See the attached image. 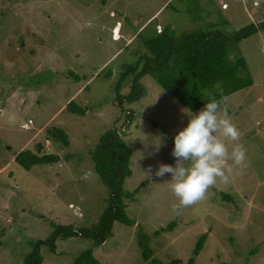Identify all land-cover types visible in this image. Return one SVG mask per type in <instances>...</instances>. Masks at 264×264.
I'll return each mask as SVG.
<instances>
[{"label": "rangeland", "instance_id": "rangeland-1", "mask_svg": "<svg viewBox=\"0 0 264 264\" xmlns=\"http://www.w3.org/2000/svg\"><path fill=\"white\" fill-rule=\"evenodd\" d=\"M263 5L264 0H0V264H23L33 242L47 240L58 225L85 227L99 218L108 189L93 171L90 153L115 126L123 127L133 149L125 189L146 185L127 208L136 223L116 222L113 235L94 248L101 264H158L145 260L139 232L152 237L171 221L172 231L150 241L153 259L264 264V32L241 43L254 84L222 101L242 134L247 166L234 168L228 184L210 188L205 200L180 214L172 210L171 175L155 172L161 164L175 166L174 137L187 126L188 113L204 107L190 110L149 75L141 80L146 94L140 100L121 107L117 99L132 90L130 76L120 80L143 50L140 32L148 36L172 24L180 33L203 23L234 31L261 14ZM225 19L228 26L222 25ZM74 100L87 108L84 115L67 109ZM130 109L134 117L126 123ZM29 118L33 122L24 128ZM53 126L67 133L68 146L46 134ZM37 142L61 160L30 170L14 162L21 149L35 150ZM221 190L233 201L222 199ZM205 232V246L190 263ZM92 243L60 237L55 250L42 246L43 264H72Z\"/></svg>", "mask_w": 264, "mask_h": 264}, {"label": "trees", "instance_id": "trees-1", "mask_svg": "<svg viewBox=\"0 0 264 264\" xmlns=\"http://www.w3.org/2000/svg\"><path fill=\"white\" fill-rule=\"evenodd\" d=\"M222 23L228 26L229 20L225 19ZM210 24L214 23H203L201 28L180 33L172 24H167L161 31L155 30L148 36L140 32L138 36L143 41V50H136L139 55H136L134 64L130 67L127 65L121 73L124 76L120 83L125 80V76H130L129 80L132 83L131 92L125 96L121 94L117 96L121 107L140 100L146 94L144 83L141 81L146 75L154 78L168 93L196 112L205 107L212 98L222 103L229 95L252 86L254 78L241 43L251 36L264 32V5L261 14L256 18H249L245 25L234 31H224L218 24ZM67 109L80 115L87 111V108L75 100L68 104ZM133 111L130 109L131 116L128 115L126 123L130 122L132 116L134 117ZM30 122H33L32 118L25 124ZM150 122L154 127L161 128L162 133L167 134L165 127L160 123L152 119ZM46 132L49 137L61 141L64 146L70 144L69 137L62 128L47 127ZM132 154L133 149L123 136V127L115 126L103 132L90 153L92 169L108 189L106 205L99 218L85 227L77 228L74 224L58 225L47 240L33 242L32 250L23 255V264H43V245L55 250L58 238L73 236L90 238L93 243L72 264H101L94 254V248L102 245L113 235L115 223L120 222L127 226L136 223V220L129 216L127 208L130 203L137 201V194L146 182L141 183L133 191L125 189L126 179L133 174ZM60 160V154L46 151L42 142H37L35 150L21 149L14 158V162H18L27 170L34 165L55 164ZM219 193L222 199L233 201L230 193L223 190ZM175 225L176 222L171 221L168 225L160 226L153 232L152 237L144 230L139 232V244L145 260H153L158 264L183 263L181 258H174L168 262L152 258L154 250L150 246L151 239L163 232L172 231ZM4 233L5 229L1 228L0 246L3 245ZM208 236L209 233L205 232L198 237L190 263L199 256ZM258 250L257 248L252 253H257Z\"/></svg>", "mask_w": 264, "mask_h": 264}, {"label": "clouds", "instance_id": "clouds-1", "mask_svg": "<svg viewBox=\"0 0 264 264\" xmlns=\"http://www.w3.org/2000/svg\"><path fill=\"white\" fill-rule=\"evenodd\" d=\"M188 114L187 126L174 137L175 166L161 164L155 172L157 177L171 175L168 188L176 200L172 205L176 214L205 200L218 183L228 184L234 168L247 166L242 134L220 101L212 98L197 114Z\"/></svg>", "mask_w": 264, "mask_h": 264}]
</instances>
